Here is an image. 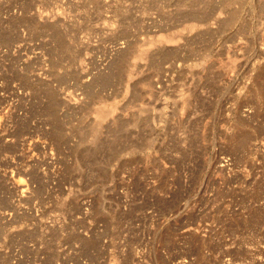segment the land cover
I'll use <instances>...</instances> for the list:
<instances>
[{
    "label": "rangeland",
    "instance_id": "374dc122",
    "mask_svg": "<svg viewBox=\"0 0 264 264\" xmlns=\"http://www.w3.org/2000/svg\"><path fill=\"white\" fill-rule=\"evenodd\" d=\"M263 71L264 0H0V264H264Z\"/></svg>",
    "mask_w": 264,
    "mask_h": 264
},
{
    "label": "bare ground",
    "instance_id": "6f19581e",
    "mask_svg": "<svg viewBox=\"0 0 264 264\" xmlns=\"http://www.w3.org/2000/svg\"><path fill=\"white\" fill-rule=\"evenodd\" d=\"M218 9V8H217ZM217 9H215L214 11H211V12H202V13H194V14H189L188 16H187V25H186V27H185V30H187L188 32H192L193 30H195L197 33L195 34V36H198V33H199V28H202V26H206L207 27V25L209 24V22L212 20V21H216L217 19V16L215 15V11L217 10ZM222 10V9H221ZM220 10V11H221ZM219 11V10H218ZM219 11V13L221 14V12ZM194 12V11H193ZM218 13V14H219ZM235 16V15H234ZM231 20V19H230ZM230 23V22H229ZM216 24V23H215ZM212 25H213V23H212ZM186 31V32H187ZM186 34H189V33H186ZM59 39V38H58ZM182 40H183V44H184V47H188L190 44H189V40H190V37L188 36V35H184L183 36V38H182ZM59 42H60V40H58ZM166 42L168 43V42H172L171 41V39L170 38H168V39H166ZM236 50V49H235ZM189 51H191L190 49H189ZM189 51H188V48H187V52H188V54H189ZM194 52H195V50H194ZM197 52V51H196ZM241 52V51H240ZM239 53V52H238ZM238 55V54H237ZM234 55H232V57H233ZM240 56H242V55H240ZM239 56V57H240ZM236 57V56H235ZM190 58V56H186V59H185V61H192V63H190V64H188V67H189V69L190 70H192V68L194 67V68H196L195 69V71H189V74H191L190 75V78L192 79V77H193V75H197V77H196V85H195V88H199V85H201L202 83V70H203V72H204V70H205V67H202L201 68V70H200V67L202 66V65H200V62H201V60L199 61V59H196V58H193V59H189ZM230 58V57H229ZM203 59H205V57H203ZM206 60V59H205ZM201 63H203L204 64V62L202 61ZM257 67H260V66H257ZM254 69V68H253ZM254 72H256V71H254ZM257 73V72H256ZM259 73H260V70H259ZM262 73V72H261ZM263 73H264V71H263ZM263 75V74H262ZM256 76H259V75H256ZM252 77H253V75H252ZM255 77V76H254ZM251 80H254L253 78H250ZM249 79V80H250ZM258 80V79H257ZM259 80H261V79H259ZM258 80V81H259ZM255 82V81H254ZM262 82V81H261ZM261 82H260V84H261ZM201 83V84H200ZM247 83H249V81L247 82ZM253 83V82H252ZM257 83V82H256ZM263 83V82H262ZM259 84V83H258ZM203 85V84H202ZM246 85V84H245ZM249 85H251V84H249ZM246 86H248V85H246ZM189 87L190 86H187V92H184V95L181 97L182 99L181 100H183V102H182V104L184 105V108H183V110L185 109V111H186V116H187V118H188V115H190L193 111H194V109H192V107H191V97H193L192 96V91L189 89ZM256 87V86H255ZM257 89H256V99L258 98V100L260 101V103H261V105H264V86L263 85H258V87H256ZM246 89V88H245ZM246 90H248V88L246 89ZM254 90V89H253ZM253 96V95H252ZM254 98H255V96H254ZM247 101V100H246ZM252 101H254V100H252ZM250 102V101H249ZM254 103H256V102H253V104ZM247 104H248V102H247ZM251 104V103H250ZM252 105V104H251ZM260 105V106H261ZM245 106V105H244ZM260 106H257V107H260ZM245 107H247V106H245ZM250 107H252V106H250ZM254 107H255V105H254ZM256 107V108H257ZM262 107V106H261ZM237 108V106L235 107V109ZM248 108H249V106H248ZM262 108H264V106L262 107ZM250 109H252V108H250ZM238 110V109H237ZM185 113V112H184ZM194 113V112H193ZM195 115V114H194ZM253 115V114H252ZM199 116H197V117H195L196 119L198 118ZM242 118V117H241ZM186 119V118H185ZM190 119V118H189ZM199 119V118H198ZM238 119V118H237ZM236 119V120H237ZM244 119V118H243ZM245 120V119H244ZM186 122H188L187 120H186ZM239 122H241V121H239ZM236 123H238V122H236ZM236 123H235V125H236ZM241 124H243V123H241ZM238 125H239V123H238ZM238 125H236L237 127H238ZM244 125H245V123H244ZM242 126V125H241ZM244 131V130H243ZM248 132V134H249V131H247ZM244 133H245V131H244ZM250 135V134H249ZM239 136H241V135H239ZM187 138H188V136H187ZM187 138L185 137V139L187 140ZM241 139H239V141H236V143L237 144H234V145H237L238 147H242L243 145L245 146V142H246V139H247V133H245V134H243L241 137H240ZM249 139V138H248ZM185 141V140H184ZM189 141V140H188ZM186 143H187V141H185ZM188 146V145H187ZM238 149V148H237ZM242 149V148H241Z\"/></svg>",
    "mask_w": 264,
    "mask_h": 264
}]
</instances>
